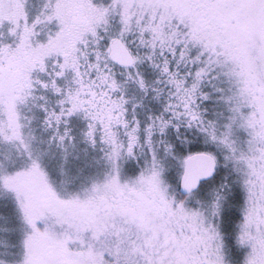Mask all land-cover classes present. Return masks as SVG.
I'll return each instance as SVG.
<instances>
[{"label": "snow or ice", "instance_id": "6c2138e0", "mask_svg": "<svg viewBox=\"0 0 264 264\" xmlns=\"http://www.w3.org/2000/svg\"><path fill=\"white\" fill-rule=\"evenodd\" d=\"M0 264H264V0H0Z\"/></svg>", "mask_w": 264, "mask_h": 264}]
</instances>
